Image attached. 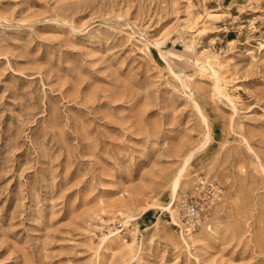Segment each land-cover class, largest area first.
Masks as SVG:
<instances>
[{"label": "rangeland", "instance_id": "374dc122", "mask_svg": "<svg viewBox=\"0 0 264 264\" xmlns=\"http://www.w3.org/2000/svg\"><path fill=\"white\" fill-rule=\"evenodd\" d=\"M0 264H264V0H0Z\"/></svg>", "mask_w": 264, "mask_h": 264}, {"label": "built area", "instance_id": "2783aa9c", "mask_svg": "<svg viewBox=\"0 0 264 264\" xmlns=\"http://www.w3.org/2000/svg\"><path fill=\"white\" fill-rule=\"evenodd\" d=\"M224 187L223 180L217 175H197L190 186L180 190L176 198L170 201L179 222L175 223L176 226L194 229L208 225L223 196ZM116 229L126 234L123 221L118 222Z\"/></svg>", "mask_w": 264, "mask_h": 264}, {"label": "bare ground", "instance_id": "6f19581e", "mask_svg": "<svg viewBox=\"0 0 264 264\" xmlns=\"http://www.w3.org/2000/svg\"><path fill=\"white\" fill-rule=\"evenodd\" d=\"M218 77V76H217ZM193 157V152H191L188 156H186L185 158H184V162H183V166H182V168L181 169H179V172L177 173V175H175L174 177H173V179H172V182H171V185H170V189H171V197H172V199H174V198H176V196H177V194L179 193V191H180V188H181V185H182V179L184 178V176H185V174H186V167H187V165H189V162H190V160H191V158ZM152 206H160V207H162V208H164V209H167V210H169V212L172 214V219H173V222L175 221V223H179L178 222V218H177V216L175 215V213H174V210H173V207H172V203L170 202V203H167V205H161V204H154V203H152V204H149V205H147V206H145V207H143L140 211H139V213H138V216L135 214V215H129L128 216V219H130V218H133V219H137L143 212H145V211H147L148 209H150ZM127 207V206H126ZM159 207V208H160ZM127 219V220H128ZM202 226H204V225H201V226H199V227H202ZM184 229H185V231H191V230H193L192 228H185V227H181V230H180V232L182 233V235L183 236H190V234L189 233H185L184 232ZM112 231V230H111ZM119 231V230H118ZM118 231H114V232H112L110 235H107V237L106 238H110V237H112V239L113 240H115V239H118V235H119V232ZM122 236V235H121ZM123 237V236H122ZM121 237V238H122ZM119 238H120V236H119ZM104 240H106V239H104Z\"/></svg>", "mask_w": 264, "mask_h": 264}]
</instances>
